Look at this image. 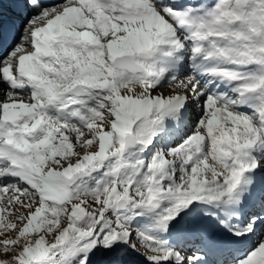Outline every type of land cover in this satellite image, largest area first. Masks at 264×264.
<instances>
[{
    "label": "snow or ice",
    "instance_id": "6c2138e0",
    "mask_svg": "<svg viewBox=\"0 0 264 264\" xmlns=\"http://www.w3.org/2000/svg\"><path fill=\"white\" fill-rule=\"evenodd\" d=\"M0 264H264V0H0Z\"/></svg>",
    "mask_w": 264,
    "mask_h": 264
}]
</instances>
